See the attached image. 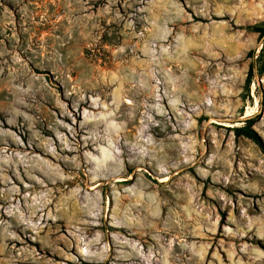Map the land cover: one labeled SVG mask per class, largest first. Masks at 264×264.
Returning <instances> with one entry per match:
<instances>
[{
    "label": "rangeland",
    "instance_id": "rangeland-1",
    "mask_svg": "<svg viewBox=\"0 0 264 264\" xmlns=\"http://www.w3.org/2000/svg\"><path fill=\"white\" fill-rule=\"evenodd\" d=\"M254 26L264 0H0V264H264Z\"/></svg>",
    "mask_w": 264,
    "mask_h": 264
},
{
    "label": "trees",
    "instance_id": "trees-1",
    "mask_svg": "<svg viewBox=\"0 0 264 264\" xmlns=\"http://www.w3.org/2000/svg\"><path fill=\"white\" fill-rule=\"evenodd\" d=\"M253 30L257 33H260L261 37H264V26H254ZM253 57V56H252ZM256 61L252 60L250 63L249 71L246 77V86H249L252 81L254 80L257 72H256ZM262 108L264 109V96L261 100ZM261 117V114L253 115L249 118H246L242 126H236L234 127V132L237 137H246L250 140H252L255 144H257L262 150H264V142L262 138L259 136V134L255 131L254 126L257 124Z\"/></svg>",
    "mask_w": 264,
    "mask_h": 264
},
{
    "label": "water",
    "instance_id": "water-1",
    "mask_svg": "<svg viewBox=\"0 0 264 264\" xmlns=\"http://www.w3.org/2000/svg\"><path fill=\"white\" fill-rule=\"evenodd\" d=\"M258 85L260 88H262V79L260 77L258 78Z\"/></svg>",
    "mask_w": 264,
    "mask_h": 264
},
{
    "label": "bare ground",
    "instance_id": "bare-ground-1",
    "mask_svg": "<svg viewBox=\"0 0 264 264\" xmlns=\"http://www.w3.org/2000/svg\"><path fill=\"white\" fill-rule=\"evenodd\" d=\"M123 180H125V179H118L119 182H120V181H123Z\"/></svg>",
    "mask_w": 264,
    "mask_h": 264
}]
</instances>
